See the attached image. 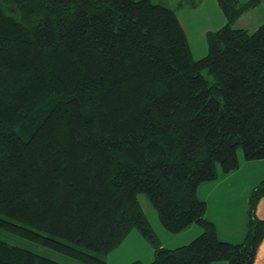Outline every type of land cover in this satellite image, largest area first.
<instances>
[{"label":"trees","instance_id":"16d2710c","mask_svg":"<svg viewBox=\"0 0 264 264\" xmlns=\"http://www.w3.org/2000/svg\"><path fill=\"white\" fill-rule=\"evenodd\" d=\"M200 0L178 7H196ZM263 0H218L227 21L195 59L177 9L154 0H0V229L89 264L134 228L150 262L254 264L264 239L248 196L241 242L222 240L198 187L264 158V23L234 26ZM166 229L193 224L189 243ZM0 264H65L0 237Z\"/></svg>","mask_w":264,"mask_h":264},{"label":"crops","instance_id":"0c3cea01","mask_svg":"<svg viewBox=\"0 0 264 264\" xmlns=\"http://www.w3.org/2000/svg\"><path fill=\"white\" fill-rule=\"evenodd\" d=\"M240 1L245 2L247 0ZM263 8L264 0L256 7L240 15L236 19L234 26L246 28L250 31L255 30L259 25L264 23ZM177 13L185 29L188 42L189 34L187 26L196 29L194 36L198 41L203 39L207 42V32L219 29L227 21L218 0H200L196 7L177 10ZM206 54L205 52L196 58H200ZM239 157L240 167L237 170L234 169L225 173L220 168L218 176L215 179L203 182L198 187L199 197L207 202L206 217L216 224L218 235L222 240L234 243L241 242L245 238L248 221V195L264 179V158L247 160L244 154L239 155ZM256 212L260 218L264 219V196L258 202ZM189 228V232H186V236L181 239L183 244L197 237L202 232V227L198 224H193ZM174 244H177V242H174ZM211 264L229 263L222 260L212 262ZM254 264H264V239L258 248Z\"/></svg>","mask_w":264,"mask_h":264},{"label":"rangeland","instance_id":"374dc122","mask_svg":"<svg viewBox=\"0 0 264 264\" xmlns=\"http://www.w3.org/2000/svg\"><path fill=\"white\" fill-rule=\"evenodd\" d=\"M154 1L163 2L166 5H169L171 7H178L180 0H154ZM191 1L193 0H186V3H189ZM187 8H191V7L180 6L178 7L177 10L179 11L181 9H187ZM262 11H264V8L262 9ZM187 29H188V34H189L190 49H191V52H193L192 53L193 57L197 59L196 57H198V55H202L203 53L208 52V44L206 40H203V39H201V41L197 40V38L194 36L195 35L194 33L196 31L195 28H189L187 26ZM242 154H244L243 150L240 149L239 155H242ZM219 169H220V166L218 165V173H219ZM241 176L243 175L241 174ZM138 200L144 212L146 213L154 232L158 235V238L161 241V243L167 247L181 246L183 244L181 239L184 236H186L187 234L186 232H189L190 228L184 231L178 232V233H172L171 231L166 229L164 225L161 223L157 209L152 204V202L149 199V196L145 192H140L138 194ZM182 232H185V233H182ZM0 237L9 241L12 244H16V245H20V246L32 249L42 255L56 259L65 264H89V263L80 261L76 258L70 257L66 254L60 253L52 248H49L42 244L33 242L27 238L18 236L16 234L10 233L2 229H0ZM193 239L194 238H192L191 240ZM191 240L184 242V243L187 244ZM174 242H177V244H174ZM153 253H154V247L151 241L148 238H146L138 228H134L132 231H130V233L125 237V239L118 246H116L113 250L107 253L105 258L108 264H130L132 261L136 259H141L144 262H150L154 258Z\"/></svg>","mask_w":264,"mask_h":264}]
</instances>
